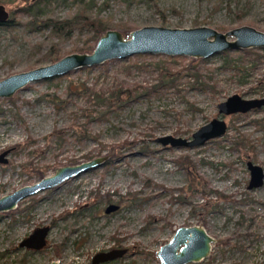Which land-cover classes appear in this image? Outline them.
<instances>
[{
    "label": "rangeland",
    "instance_id": "374dc122",
    "mask_svg": "<svg viewBox=\"0 0 264 264\" xmlns=\"http://www.w3.org/2000/svg\"><path fill=\"white\" fill-rule=\"evenodd\" d=\"M11 1L7 7L12 14L20 0ZM96 1L100 6L104 3ZM220 1L215 9L219 0H156L158 10L165 11L161 15L152 0H108L102 12L131 30L155 25L227 31L248 25L264 32V0ZM50 7L62 17L75 8L71 0H51ZM117 29L128 38L129 31ZM44 38L20 24L14 30L0 26V79L49 64L35 65L45 49L30 53V44ZM73 39L64 42L63 56L72 50ZM243 50L230 51L233 68L223 66L222 51L206 58L134 54L72 70L53 81L31 82L0 100V152L7 150L6 162L0 163V196L40 179L24 170L29 161L46 166L41 171L46 176L62 165L87 160L86 153L106 156L95 168L0 212V264L55 260L89 264L93 254L111 247L126 252L98 264H160L155 253L174 230L195 225H201L214 242L208 257L186 264H264V179L260 187L248 189L247 170L248 161L264 170V107L235 115L218 114L216 107L234 93L244 99L264 98V56L255 61L252 55L238 54ZM256 50L264 54V49ZM194 61L202 75L198 83L205 87L195 86L194 77L183 70L174 87L166 84L148 94L135 89H150L161 82L148 63H163L171 72L189 66L195 72L190 64ZM117 86L122 87L119 94L124 100L115 110L95 102L89 89L107 95ZM84 108L94 109L88 123ZM213 118L225 120L227 130L202 146L174 147L154 141L169 135L190 140ZM72 124H84L85 131ZM53 128L63 131L45 140ZM239 134L253 141L254 153L234 147ZM28 135L33 142L27 141ZM213 190L232 195V200L205 210L203 195L214 199ZM97 191L103 197H93ZM108 203L118 208L105 213ZM43 224L49 226L44 248L18 247L22 237ZM57 243L62 245L56 252Z\"/></svg>",
    "mask_w": 264,
    "mask_h": 264
},
{
    "label": "water",
    "instance_id": "95a60500",
    "mask_svg": "<svg viewBox=\"0 0 264 264\" xmlns=\"http://www.w3.org/2000/svg\"><path fill=\"white\" fill-rule=\"evenodd\" d=\"M11 11L4 3H0V25L11 18ZM124 34L117 28L106 30L95 44L93 52H71L60 57L56 62L47 65L16 72L0 79V98L12 97L17 90L24 88L31 82L50 80L63 74L72 72L86 66L103 64L115 58L131 57L134 54H161L175 57L190 56L193 58H206L221 51L264 49V32L248 25L231 28L227 31H218L212 27L198 26L187 28H171L162 26H142ZM218 114L235 115L245 114L248 111L264 107V98L247 99L234 93L223 102L217 104ZM226 121L213 118L202 125L191 135V139L182 137L158 136L154 141L162 145L174 147H198L209 140L225 134ZM6 151L0 152V163L6 162ZM106 160V156L94 158L57 167L50 175L42 176L39 180L0 196V212H7L14 208L25 197L58 186L64 180L74 177L80 172L95 168ZM247 170L250 178L248 189L260 187L263 184L264 170L260 165L248 161ZM118 208V205L108 203L104 208L105 213ZM49 226H36L32 232L21 238L18 247L27 249H42L47 244L46 237ZM213 238L201 225L179 226L174 233L159 249L156 255L160 264H186L197 263L210 254ZM126 252L125 248H110L108 251L95 253L90 264L108 261L121 257ZM49 264H58L51 261Z\"/></svg>",
    "mask_w": 264,
    "mask_h": 264
},
{
    "label": "trees",
    "instance_id": "16d2710c",
    "mask_svg": "<svg viewBox=\"0 0 264 264\" xmlns=\"http://www.w3.org/2000/svg\"><path fill=\"white\" fill-rule=\"evenodd\" d=\"M57 1V0H56ZM64 2L68 0H63ZM51 0H20L18 5H15L16 7L12 11L11 18L6 23L0 26L9 27L12 30H14L15 24H20L24 27H26V30L32 31L33 33L40 32L44 35L43 40H37L35 43L30 44V53H39L45 49V52L41 54L38 57V60L35 62V65H38L39 63L43 62H56L60 60V57L63 56V44L64 42L73 39L74 36L76 38L73 39L74 45L72 47V50L67 52L68 54H71V52H93V49L95 48V44L98 41V39L103 35V33L108 29H114V28H120L121 30H127L131 31V29H128V27L124 23L119 22H113L112 15L110 16H104L102 10L106 6V2L108 0H104V3L102 6L98 5V1L96 0H71V2L74 4V10H70L66 16H57L54 14L52 8L50 7ZM125 2H130V0H125ZM220 0L218 4L215 6V9L219 8ZM0 3H4L5 5H11V0H0ZM152 5L155 7V9L161 14L164 15V10H158V6L156 3V0H152ZM171 11L173 13H178L177 9H174L173 7H170ZM198 23H195L197 25ZM222 30V28H220ZM219 29V30H220ZM224 60H223V66L224 67H234V63L232 62V54L230 51H222ZM238 54H246V55H252L254 57L255 61L260 60L261 57L264 56V54H261L259 50H251L246 49L242 52H238ZM172 57H166V59H169ZM151 64L155 71H157L158 77L161 78V82L159 81V84H156L155 87L149 88H135L136 90H142L144 94H148L151 91L156 92L159 88H161L163 85L169 84V86L174 87L175 86V79L178 78V75L180 72L185 70L186 75H190L194 77V85L197 87H205L204 82H200L201 74L199 73V70L196 68V61L190 63L192 68L195 69V72L189 71V66H186L180 71H173L171 72L168 68H165V65L163 63H148ZM144 67V66H143ZM237 69V68H234ZM169 72V73H167ZM169 75V76H166ZM56 78H50L51 81L55 80ZM48 80V81H50ZM161 83V84H160ZM163 83V84H162ZM160 85V86H159ZM91 90V93L94 95V101L97 100L105 107H107L105 110H115L119 103H121L124 98L121 97L122 87H116L108 90V94L104 95L101 92H97L99 90H96L95 88H89ZM124 90V89H123ZM18 98L15 96L14 98H10L11 102H14L15 99ZM9 99V98H6ZM4 98H0V100H6ZM28 100H23V102H27ZM84 110V118L86 120L85 123H88L90 121V114L94 110H88L86 108L82 109ZM3 110L0 108V112ZM84 123V124H85ZM77 125L72 124L76 129H81V132L85 131L83 126L85 125ZM83 128V129H82ZM63 130L53 128L50 133H48L46 136H44L45 140H48L51 135H60ZM94 139H96V136L94 135ZM34 141L29 135L27 136V141ZM126 143V142H125ZM234 147L239 149L240 151L248 150L249 152L254 153V147L255 144L251 139H248L245 137V135L239 134L236 136L235 140L233 141ZM107 145V144H106ZM105 144L100 143V147H106ZM254 156V155H253ZM85 159H89L94 157L91 155V153H86L83 156ZM110 160V159H109ZM255 160V158H254ZM107 164V162H106ZM23 165V164H22ZM24 170L27 171V173L32 172L33 174L37 175L39 178H41L43 173L41 171L43 169H46V166L39 167L32 163V161H29L25 163V166L23 165ZM130 194V193H129ZM134 196L136 195L133 193ZM214 199L207 196V193L203 195L204 203L202 205V208L205 210L209 209H217V204L219 201L222 202H228L232 200V195L224 194L221 191L213 190ZM93 197H103L101 193L98 191L94 194ZM105 197H108L105 196ZM30 198H33L32 196ZM35 199V198H33ZM91 201V200H90ZM89 203V202H88ZM91 203V202H90ZM117 242H119L118 238H115ZM62 243H57L54 246L55 251L57 252L59 248L61 247Z\"/></svg>",
    "mask_w": 264,
    "mask_h": 264
},
{
    "label": "flooded vegetation",
    "instance_id": "af4514ba",
    "mask_svg": "<svg viewBox=\"0 0 264 264\" xmlns=\"http://www.w3.org/2000/svg\"><path fill=\"white\" fill-rule=\"evenodd\" d=\"M18 245H19V242H18ZM111 248H112V247H111ZM26 249H27V248H26ZM30 250H32V249H30ZM34 250H35V249H34ZM96 253H97V252H96ZM93 255H94V254H93ZM93 255H92V256H93ZM92 256H91V258H92ZM91 258H90V260H91ZM90 260H89V264H90ZM55 261H56V260H55ZM50 262H51V261H50ZM50 262H49V263H50ZM56 262H57V261H56ZM49 263H48V264H49ZM96 264H98V263H96Z\"/></svg>",
    "mask_w": 264,
    "mask_h": 264
}]
</instances>
